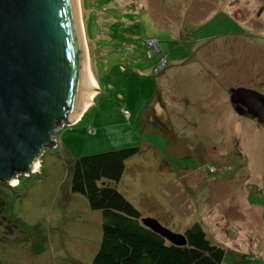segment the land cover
<instances>
[{"label":"rangeland","instance_id":"1","mask_svg":"<svg viewBox=\"0 0 264 264\" xmlns=\"http://www.w3.org/2000/svg\"><path fill=\"white\" fill-rule=\"evenodd\" d=\"M77 1L96 91L0 194L15 198L0 202V264H90L101 212L70 192V168L129 147L117 189L142 217L178 233L200 220L224 264H264V124L229 98L264 94V0Z\"/></svg>","mask_w":264,"mask_h":264},{"label":"water","instance_id":"2","mask_svg":"<svg viewBox=\"0 0 264 264\" xmlns=\"http://www.w3.org/2000/svg\"><path fill=\"white\" fill-rule=\"evenodd\" d=\"M77 0H0V182L29 177L56 126L74 122L85 93V44ZM234 110L264 124V94L230 90ZM243 106V110L241 109ZM245 108V110H244ZM19 181H17L18 184ZM143 225L171 245L184 233Z\"/></svg>","mask_w":264,"mask_h":264},{"label":"trees","instance_id":"3","mask_svg":"<svg viewBox=\"0 0 264 264\" xmlns=\"http://www.w3.org/2000/svg\"><path fill=\"white\" fill-rule=\"evenodd\" d=\"M138 152L139 148L129 147L80 156L72 162L70 192L82 195L102 217L101 241L90 264H224L226 249L207 236L200 221L184 229L187 245L182 247L143 225L139 210L117 189L126 161ZM7 186L0 182V194ZM4 198L0 202L7 208L15 199L5 203Z\"/></svg>","mask_w":264,"mask_h":264},{"label":"bare ground","instance_id":"4","mask_svg":"<svg viewBox=\"0 0 264 264\" xmlns=\"http://www.w3.org/2000/svg\"><path fill=\"white\" fill-rule=\"evenodd\" d=\"M79 8V7H78ZM82 30V28H81ZM82 34H83V43L85 44V40H84V32L82 31ZM85 56H86V64H85V72H86V75H85V88H86V85L89 86V88H86V95L83 99V103H82V109H86L88 107V105L90 104L91 102V99L94 97V94H95V91H96V88L94 87V81H93V76H92V73L88 67V54H87V51H86V45H85ZM87 74H88V82H87ZM79 115V114H78ZM77 118V117H76ZM38 161L34 164L33 166V170L35 171L37 168H38ZM34 173V172H32ZM17 181L15 179V181L11 182L12 184H15ZM2 183V182H1ZM11 184V185H12Z\"/></svg>","mask_w":264,"mask_h":264},{"label":"crops","instance_id":"5","mask_svg":"<svg viewBox=\"0 0 264 264\" xmlns=\"http://www.w3.org/2000/svg\"><path fill=\"white\" fill-rule=\"evenodd\" d=\"M200 221V220H199ZM208 236V235H207ZM209 237V236H208ZM212 241H214V240H212ZM214 242H216V241H214ZM226 249V248H225ZM233 261H234V263H241V259H239V258H235V257H233Z\"/></svg>","mask_w":264,"mask_h":264},{"label":"flooded vegetation","instance_id":"6","mask_svg":"<svg viewBox=\"0 0 264 264\" xmlns=\"http://www.w3.org/2000/svg\"><path fill=\"white\" fill-rule=\"evenodd\" d=\"M242 110H243V106H242V108H241ZM244 110H245V108H244Z\"/></svg>","mask_w":264,"mask_h":264}]
</instances>
